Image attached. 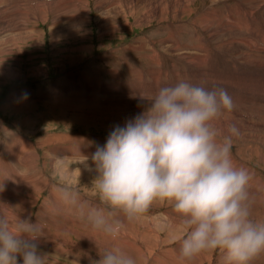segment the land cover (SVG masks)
Segmentation results:
<instances>
[{
    "label": "rangeland",
    "instance_id": "obj_1",
    "mask_svg": "<svg viewBox=\"0 0 264 264\" xmlns=\"http://www.w3.org/2000/svg\"><path fill=\"white\" fill-rule=\"evenodd\" d=\"M59 1L60 0H51V2H48V0H21V3H19L17 2V0H0V29H2L4 22H9L7 23V27L9 28V30L17 28L19 25H21L22 19L24 21H26L27 19V21L32 23L35 19H38L40 17L43 11L47 14L48 17V24L44 25L40 23L39 26L36 28L37 31L43 33L44 35L42 40L39 39L37 43L23 42L25 40L24 37L18 38L14 36L17 32H9V30H7L6 32H0V130L3 129L0 131V165L3 164V159L5 158L4 146L6 145L9 148L8 143H13V141L11 142L12 138H18L20 140H22L23 138V140L29 143L30 146H33V144L38 141L37 143L40 142L39 144L44 146L36 147L39 156L38 171L41 172L36 177V183H40H37L39 185L35 184V191L30 189L27 192L32 197V199L30 200L33 201L36 199L34 202V206L29 207L28 204H20L17 200H12L10 202V211L11 214H13H10L9 219L12 218L10 220H13V222H15L17 217H20L21 219H30V222L32 223H35L36 221L40 223L44 231L42 232V234H44L42 235L43 237H40L42 239L43 245L41 247L38 246L40 248V251L38 250V252L46 256L48 254L49 257H46L47 264H92V261L99 259V255L104 251V248H98L99 245H97L96 241L101 242L103 246V242L109 243V241L102 239L100 237L101 232L92 229L84 218L76 214V212L72 209L71 206H68L63 203L58 195L57 189H75V191L79 193V196L82 200L88 201L90 204H96L99 202L98 196L94 187L92 186L93 179H95L96 176L94 174H90L86 178L90 177L92 179L87 182L85 181V178L84 180H82L83 178L80 177H77L78 182L74 183L72 182V179H69L67 182V180L62 179L60 175H55V166H63L62 162L66 160V155H69L71 151L72 153L74 152V155L79 152L82 153L85 151H96L95 147L97 146L104 147L106 145L110 132L116 126L123 127L127 120L135 118L141 111H143L147 107V101L141 99H147V97H141L142 95L139 94L137 97H135L136 94L134 93L128 94V97V95L124 93L125 86H123L126 82L129 81L128 77L130 79L135 78V80L137 81L140 79V86L143 87V89L147 88L149 85H152L151 81L153 79H150L151 68L146 66L147 63H149V54L148 52H143L142 46H148V44H155L153 52L155 51L154 53L156 55L159 54L158 59L161 65H157V71L160 72L159 80L161 82H159V84L157 83V85L159 87H162V84L164 86H174L180 81H186V79L176 80L175 75H173L175 64L173 63V61L170 60L169 57H167V61L163 59V53L160 51V47L158 46V44L161 38L166 37L163 34L164 31L169 32L170 35L172 34L171 37L175 35L173 36V39L179 37L180 34V38L184 43H189V39L192 40L197 37L196 40L199 39V43L201 42L203 44H206V37H204V33L199 29V27L203 26L202 19L204 18V11L206 13L213 12L216 14V10L222 9L221 11L225 12V15L222 17L224 23L221 27L223 29L220 27V32H222L221 30H226V22L232 21L233 18L232 13L230 11H227L228 8L234 6V8H236V11L238 12L240 6H242L243 11L241 12L240 16L237 17V20H235L233 23V26H235L236 24V30L234 32L235 36L233 34H231L230 36V39L237 38L241 34L246 33V29L248 27L250 29L253 28L254 20L257 19L260 21V23H264V0H218L213 3L210 2L211 0H191L190 7L193 10V14L191 13L192 15H189L190 17L188 15H179L182 16V18L181 20H177L179 22L176 23H165L164 21L158 20V14L160 12L165 15V9L159 11L160 8L158 9V6H160L162 2L164 3L165 1L166 3L167 1V15L170 16L169 14L172 13V11L170 10V3L173 2V0H145L147 1V3H141L140 1L142 0H135V11L131 14H128L129 10L123 12L124 8H122V10L121 8L115 5L103 10V14L111 15L113 11V13L120 14L121 16L118 20V24L113 28V30L108 31L106 33H102V28L106 25H99L93 22V18L97 17L98 14L102 12L98 11L99 8L95 9L94 0L91 1L90 6V9L93 7L90 13V18H92V24L89 26L91 28L90 35L89 33H84V31L81 30L77 32L76 37H73V39L66 36L65 38L60 40L58 44L57 38L53 34H51L49 30V28L53 25V18L61 14H71V10L69 8L67 9L62 7L60 3L57 4V2ZM178 1L181 2L183 0ZM18 5L19 7L27 10L23 11V9L18 7ZM47 5H49L50 7H47ZM42 6H44L46 9L44 7L42 8ZM255 9L258 13H256ZM197 17L199 18L196 19ZM242 19L246 21L247 28L238 31V27L241 25ZM65 20L69 21V19ZM238 20L241 22H239ZM161 23L163 24L160 25ZM168 24H173L176 26L184 25L185 29L181 30L180 33L175 32V34L174 31L169 30ZM23 29L29 31L30 27L28 25ZM260 33H264V25L260 26ZM193 35L195 37H193ZM191 37L193 38L191 39ZM259 42L260 41H258V43ZM141 43L144 44L141 46ZM133 46H137L140 49H130ZM88 47L93 48L90 53H85L87 51H82L87 50L86 48ZM177 48H179V45H177ZM125 49H128V51H126ZM222 50L225 49L223 48ZM156 51L158 53H156ZM185 52L187 53L186 50ZM207 52H209V56L212 57V53L210 51ZM139 54L141 56H139ZM233 55L234 57L236 56L235 58L238 59H235L234 57H232V55L229 59L234 58L235 60H238V63L236 62L235 64H233L235 66H233L232 64H228V66L233 68L235 72L239 74V76L242 78L244 77L245 70L247 69L246 67H243L245 62H243L242 59L241 61L239 60V57L237 56V51L233 52ZM205 57L207 56L205 55ZM127 58H130V60H128ZM223 59L225 60L226 57H223ZM123 61H125V63H123ZM180 67L183 68V66ZM190 69L191 68H189L188 71ZM160 70H163L164 72H162L164 74L167 73L166 76H164ZM179 71L181 70L179 69ZM217 72L218 73L216 74L212 73L214 74V76L212 75V83L210 82L212 86L219 87L221 85L222 88L225 87L227 91H229L231 94L233 93L232 96L234 97V91L237 90V88H234L235 82H230L229 78L226 75V72ZM219 72L221 75L219 74ZM179 73L180 72L178 71L176 73V77L178 78ZM181 73H184V70ZM256 75L257 74L254 71H252V73L250 74L247 73L245 79L247 80L248 78L249 81H246L245 83H250V78L255 79V77H257L256 79L260 78V80L264 81V75ZM132 80L133 79H131V81ZM228 81L230 83H228ZM252 82L257 88V83L254 80H252ZM65 83H67V85ZM120 85H122L121 88ZM87 88L88 91L86 90ZM245 92L246 90L242 92L244 93V97L242 98L245 104L244 109L247 110L248 114H250L251 121L260 123L262 121V114L264 112V89H258L256 94H254L255 96L252 94L251 91H247L246 93ZM249 92L251 93L249 94ZM53 95L57 98H55ZM14 96L18 98L15 104L17 106L16 109L12 108L13 110L11 111L6 110L5 108L8 107L9 99H12ZM49 96L51 99H49ZM118 96L120 97L118 98ZM32 101L34 104L32 103ZM88 101H94V103H88ZM137 101H143L140 102V104L142 105L138 106L136 104ZM30 102L33 105H29ZM48 103L49 105L46 106V104ZM238 108L239 107L236 106L234 111L225 112L221 117L228 118L231 117V114L233 113V116H235L238 111ZM91 117H93L94 119ZM8 132L10 133L7 135L6 133ZM53 138H56L58 140L52 141L54 140ZM69 138L73 139L71 140ZM71 146H75L76 149L75 147ZM61 148L63 151L61 150ZM263 149L264 148H262L261 150L259 149V154H257L252 161V168L258 174L264 173V164L262 161V159L264 160V156H262ZM51 150H53V152ZM233 150H235V148ZM27 158L31 162L34 160L33 155L27 154L24 156L23 161ZM89 159L91 160V158ZM58 161L60 163H58ZM73 162H76V160L72 161V163ZM82 166V163L76 162L75 164L73 163V165L70 167L76 169L77 167ZM41 168L44 169L41 170ZM92 168L91 170L93 172H96L95 168ZM21 169L22 172H20ZM21 169L20 171H17V173H19L20 175H23L22 173H26V171H24L22 167ZM2 171L9 172L8 169L6 171V169L4 168ZM19 174L17 175L20 177ZM1 175H3L4 177L6 176L5 173L3 174L0 172V176ZM261 176L264 179V175ZM68 178L73 177L69 175ZM47 181H49V184L47 183ZM1 186H4L2 182H0V187ZM9 186L11 188L9 187L7 190L10 193L19 187V182H11L9 183ZM37 187L43 188V191H40L39 189H37ZM1 191L2 190L0 189V192ZM45 199H47L48 201ZM166 203L167 201L163 200L155 201L145 213H143L136 219V221L126 222L123 231H128L130 235L131 231L140 230L142 228L144 229V226H148L150 225V223L154 224V228L166 225L167 219L163 214L165 209L170 210L171 215L177 217V215L173 212L172 206H169V204ZM41 207H46V213H41L39 211ZM51 208H56V212L48 210ZM49 217H51V219ZM42 219L44 221H42ZM78 225H80V227ZM77 226L80 228V231L82 233L81 238L86 237L89 243H86L84 245L79 237L75 236L74 234L72 235L71 231L73 229H77ZM63 228H65V230H63ZM89 233L92 239H90ZM184 235L185 234L181 235L179 237V240L171 242L166 247L159 245L157 249L151 253V256H145V260L147 259L146 263L141 261L138 255L135 256L137 264H149V262L155 257H157L158 259L166 258L165 260H175V258L177 257L175 261H178L179 251H177L175 247L179 241H182ZM130 237L132 239L135 238V236ZM62 238H64L65 241L67 240L65 244H62ZM53 239H55V242L53 241ZM117 240H119V237ZM110 242L113 247L116 246V239L112 238ZM50 243L51 245L49 246ZM80 245L82 246L80 247ZM218 252L219 251L216 250V256ZM161 253L163 257L160 255ZM197 260L201 264H207L204 260L202 261L200 257L197 258ZM17 261L18 264H22L21 257L17 256ZM153 263L160 264L157 261H153Z\"/></svg>",
    "mask_w": 264,
    "mask_h": 264
},
{
    "label": "clouds",
    "instance_id": "obj_2",
    "mask_svg": "<svg viewBox=\"0 0 264 264\" xmlns=\"http://www.w3.org/2000/svg\"><path fill=\"white\" fill-rule=\"evenodd\" d=\"M147 107L123 127L116 126L91 160L98 203L68 188L57 192L89 226L116 238L158 200L167 201L184 232L179 259L192 261L217 250L223 264H251L264 253V221L253 218L250 171L232 159L235 124L220 139L214 121L234 111L233 96L221 87L186 81L147 94ZM87 159V158H86ZM40 223L0 214V264H47L38 252ZM92 264H137L120 247L104 249Z\"/></svg>",
    "mask_w": 264,
    "mask_h": 264
},
{
    "label": "bare ground",
    "instance_id": "obj_3",
    "mask_svg": "<svg viewBox=\"0 0 264 264\" xmlns=\"http://www.w3.org/2000/svg\"><path fill=\"white\" fill-rule=\"evenodd\" d=\"M91 1H94V0H60L59 2H57V4L60 3V5L62 7L67 8V9L69 8L71 10V14H65V15L61 14L62 16L58 14L59 16H55L53 18V25L49 28L51 34H53L57 38L58 44H59V41L62 40L63 38H65L66 36H68V37H70V38L73 39V37H76L77 32L78 31H81V30H83L84 33L85 32L86 33H89V35H90L91 28L89 26L92 24V18H90V13H91V9L93 8L92 7L90 9ZM134 1L135 0H95L94 1L95 2L94 3L95 9H98L99 8L98 11H102L101 12L102 14L99 13L97 17H94L93 18V22L95 24H99V25L100 24L106 25L105 27L102 28V31H103L102 33H106L108 31H112L113 28L118 24V20H119V18L121 16H120V14L113 13V11H112L111 15L110 14L109 15H106V14H103V10L106 9V8L112 7L113 5H115V6H118L119 8H121V9L124 8V10L122 9L123 12H126L127 10H129L128 14H131V13H134V11H135ZM147 1H149V0H147ZM147 1L142 0L140 2L141 3L142 2H146L147 3ZM190 1L191 0H183V1L179 2L178 0L177 1L176 0H173V2L170 3V6H171L170 7L171 8L170 10L172 11V13L169 14L170 16L167 15V13H168L167 1H166V3H165V1H164V3L162 2L160 4V6H158V9L160 8L159 11H162L163 9H165V15L160 12L158 14V17H159L158 20L164 21L165 23H176V22H179L177 20H181V18H182V16H179V15H188V16L190 15L191 16L193 14L192 13L193 10L190 7ZM215 1H218V0H211L210 2L213 3ZM17 2L21 3V0H17ZM48 2H51V0H48ZM44 4H45V2H44ZM164 5H166V6H164ZM45 6H46V4H45ZM48 6L49 5H47V7ZM18 7H19V5H18ZM43 7L44 6H42V8ZM19 8H21V7H19ZM255 8H257V7H255ZM21 9H23V11L24 10H27V9H24V8H21ZM110 10H111V8H110ZM221 10H216V14L213 13V12L212 13H206L204 11V15H203L204 18L202 19L203 23L201 21V23L203 24V26L199 27V29L204 33V37H206V40H207L208 45H207V43L206 44H203L201 42H200L201 43L200 44L199 41H198L199 39L196 40L197 37L195 39H192L193 37H195L194 35H193V37H191L192 40L189 39V43H184V42H182V40L180 38V34H179V37L173 39V36H175V35H173L171 37L172 34L170 35L169 32L164 31L163 34L166 37L161 38L158 46L160 47V51L163 53V59L165 61H167L168 60L167 57H169L170 60L173 61V63L175 64L174 65V70H177L178 72H180L179 73V78H178V77H176L177 71H174L173 70V73H174L173 75H175L176 80H178V79H180V80L181 79L182 80L183 79H186V82H189V83L194 81L192 84L199 85V86H204V87H207V88L211 89V88H215L211 84L212 83V81H211L212 80V77L214 76V74H212V73H215L216 74V73H218L217 71H220V72L222 71L223 73L226 72V75L229 78L230 82L231 81L235 82V87L234 88H237V90L235 89L236 91H234L235 92L234 93L235 95H234L233 98H234V100L236 102L237 107H239L238 108V111H237V113H236L235 116H233V114H234L233 113V114H231V117H228V118H226V117H224V118L220 117V118H218L217 120L214 121V126L217 128L218 132L221 134L220 137H219L220 139L223 138V135L227 134V127H228L229 124H235L239 128L240 135L238 137H233V144H232V159H233V163L238 168L239 167H243V168L248 169L250 171V173L252 174V179H251L248 187H249L250 193L253 196H255V198H256L255 199V203L253 205V212H252L253 218L256 219V220L264 221V179L261 176V175H264V173L263 174L262 173L258 174L252 168L253 167L252 161H253L254 157L257 154H259L258 152L262 148H264V112L262 114V121L260 123L255 122V121L254 122L251 121L250 120V114H248L247 110L244 109V105L245 104H244V101L242 99L244 97V95H243L244 93H242V92L245 91V90H246V92L247 91H251L252 94L254 95V94H256V92H257L258 89H264V81L260 80V78L259 79H256L257 77H255V79L250 78V83L249 82L245 83L246 81H249L247 77H246L247 80L245 79V76H246L247 73L250 74V73H252V71H254L257 74L256 76H258V75H261V76L264 75V43H263V41H264V33H260V26H263L264 23H260V21L256 19L253 22V28L250 29L249 27L248 28L246 27V24L247 23H246V21L244 19L241 20L242 22L238 20L239 22H241V25L238 27V31H240V30H242L244 28H247L246 29V33L241 34L237 38L230 39L231 38L230 37L231 34L234 35V32L236 30L235 29L236 24H235V26H233V23H234L235 20H237V17L240 16L241 12L243 11V7L240 6L238 12L236 11V8H234V6L228 8L227 11H230L232 13V17L233 18H232V21L226 22V30H221L223 33L220 32V29L222 28L221 26L224 23V21L222 20V17L225 15L224 14L225 12L224 11H221ZM120 13H122V12H120ZM256 13H258L257 10H256ZM257 16H255V17H257ZM198 18L199 17H197L196 19H198ZM65 19H69V21H67ZM7 23H9V22H7ZM7 23L6 22L3 23V27H2V29H0V32H6L7 30H9V28L7 27ZM40 23L41 24H44V25L45 24H48V17H47V14L44 11L40 15V17L38 19H35L32 23L29 22V21H27V19H26V21H24L22 19L21 20V25H19L17 28H14V29L9 30V32H17L16 35H14V36H16L18 38L24 37L25 40L23 42H26V43H28V42H35V43H37V41L39 39L42 40V38L44 36L43 33L37 31V29H36L39 26ZM144 23H145V21H144ZM193 23H194V21H193ZM162 24L163 23H161L160 25H162ZM28 25L30 27V30L29 31H27L26 29H23V28L27 27ZM185 25H187V24H185ZM168 26H169V30L174 31V33L175 32L176 33H178V32L180 33L181 30H184L185 29V26L184 25H178V26H176V25H173V24H168ZM87 27H89V28H87ZM27 29H29V28H27ZM164 30H167V29H164ZM227 39H230V40H227ZM258 41H260V42L258 43ZM75 42H77V41H75ZM143 44L144 43H141V46ZM177 45H179V48H177ZM153 48H155V44H148V46H146V45L142 46L143 52H148V54H149V56H148L149 63H147L146 66H148L149 68H151V70H150V79H153L155 81L152 80L151 81V84L152 85H149L147 88L143 89V87L140 86V79L137 81V80H135V78H131V79H133L131 81V79L128 77L129 81L126 82V83L124 82L125 84L123 85V86H125L124 87V93L125 94L128 95L130 93H134V94H136L135 97H137L138 94H139V95H142L141 97H147L148 98V96H147L148 93L153 92V91H155L156 89L159 88V86L157 85V83L159 84V82H161V81L159 80L160 79V77H159L160 76V72L157 71V68H158L157 65L158 64L161 65V63L159 62V59H158L159 54L156 55L154 53L155 51L153 52ZM223 48L226 51L225 50H222ZM86 49L87 50H82V51H87L85 53H90V51L93 48L92 47H88ZM130 49H136V50H138L140 48L137 47V46L136 47L133 46ZM185 50L187 51V53L185 52ZM235 50L237 51V56L239 57V60L241 61V59H242V61L245 62V64H244L243 67H246L247 68L245 70V75L242 78L239 76V74H237L235 72V70L233 68H231V67L228 66V64H232L233 65V64H235L238 61V60H235V59H238V58H235L236 56L234 57V55H233V52H236ZM126 51H128V49ZM207 51H210L212 53V57L209 56L210 53L207 52ZM156 53H158V52L156 51ZM205 55L207 57H205ZM231 55L235 59L234 58L233 59H229L231 57ZM139 56H141V55L139 54ZM125 57H123V58H125ZM223 57H226V59L224 60ZM79 58H80V56H79ZM128 60H130V58ZM183 61H184L185 65H184ZM123 63H125V61H123ZM163 66H164V64H163ZM180 66H183V68H181ZM233 66H235V65H233ZM236 66H237V64H236ZM188 67L191 68L189 71H188V69H189ZM179 69L181 71H179ZM129 70H127V71H129ZM183 70H184V73H181ZM160 71H161V73L164 76H166L167 73L164 74L163 73L164 72L163 70H160ZM220 72H219V74H220ZM130 74H132V73H130ZM251 77H252V74H251ZM162 78H164V77H162ZM252 80H254L257 83V88L258 89L255 87V84L252 82ZM226 81H227V79H226ZM230 82L228 81V83H230ZM223 83H225V82H223ZM65 84L67 85V83H65ZM110 84H112V83H110ZM114 86H115V84H114ZM162 86H164V85L162 84ZM165 86H167V85H165ZM121 87H122V85H120V88ZM229 87H230V85H229ZM230 89H231V87H230ZM86 90L88 91V88ZM64 91H66V90H64ZM251 92H249V94ZM107 93H108V91H107ZM120 96H118V98ZM54 97L57 98L56 96H54ZM61 97H63V96H61ZM128 97H129V95H128ZM132 97H133V95H132ZM89 98H90V96H89ZM17 99L18 98L16 96H14L12 99H9V101H8V103H9L8 104V107L5 108V109L6 110H9V111L13 110L12 108H15L16 109L17 106L15 104L17 102ZM49 99H51L50 96H49ZM94 101H88V103H94ZM109 101H111V100H109ZM140 102H143V101H137L136 104L138 106L142 105V104H140ZM32 103H33V101H32ZM22 104H23V101H22ZM30 104H31V102L29 103V105ZM33 104H31V105H33ZM47 105H49V103L46 104V106ZM91 118H93V117H91ZM1 130H3V129H1ZM9 133L10 132H8L6 134L8 135ZM4 136H5V134H4ZM51 136H53V135H51ZM45 138H47V137H45ZM61 138H62V136H61ZM9 139H11V138H9ZM69 139L72 140L73 138H69ZM46 140H48V139H46ZM57 140L58 139L55 138L52 141H57ZM12 141H13V143H8L9 144V148L6 145L4 146L5 147L4 148L5 151H4V149H3V151H4L5 158L3 157L4 158L3 159L4 162H3V164L1 163L2 165H0V172L3 173V174L4 173L6 174L5 177L3 175L0 176V182H2L4 184V186H1L0 187V189L2 190L0 192V213L6 215L8 218H9V216L11 214V211H10L11 210V204H10V202L12 200H17L20 204H22V203L23 204H28L29 207L34 206V202H35L36 199L33 200V201L30 200V199H32V197L27 192L30 189L33 190V191H35L36 185H39L37 183H40V182H37L36 183V181H37L36 180V177H37L38 174L41 173V172L38 171L39 170V167H38L39 156H38L37 148L36 147L37 146L44 147L43 145L39 144L40 142L37 143L38 141H36V143H34L33 146H30V144L27 143L26 141H24L23 138H22V140H20L18 138H12L11 139V142ZM75 141H77V140H75ZM82 141H83V139H82ZM60 143H62V142H60ZM66 143H68V142H66ZM54 145H56V144H54ZM75 146H71V147H75ZM77 147H79V146H77ZM57 148H58V146H57ZM59 148H60V146H59ZM95 148H97V147H95ZM234 148H235V150H233ZM75 149H76V147H75ZM61 150H62V148H61ZM51 151L53 152V150H51ZM81 151H82V149H81ZM94 152L95 151H92V152L85 151V152H82V153L79 152V153H76V154L73 155L74 152L72 153V151H71L72 154L70 153L69 155H66V160L62 162L63 166L62 165L55 166V172H54L55 175L56 174L57 175H60V177L62 179H66L67 182H68L69 179H72L73 180L72 182H74V183L75 182H78L77 181V177L83 178L82 180H84V178H85L86 179L85 180L86 182L87 181H90V179H92V178H90V177L86 178L87 176H89L90 174H92V175L94 174L95 176L97 175L96 172H93L91 170V168L94 167V165L92 164L91 160L89 159V158H91V156H92V154ZM27 154H30V155H33L34 156V160L32 162L29 161L28 158L23 161L24 156L27 155ZM44 155H46V154H44ZM71 155H73V156H71ZM262 156H264V149H263V152H262ZM74 157H76V158H74ZM44 158H45V156H44ZM75 160H76V162L82 163L83 166L82 167H77L76 169L75 168H71L70 166H72L73 163L74 164L76 163V162H73L72 163V161H75ZM262 161H263V164H264V160L263 159H262ZM58 163H60V162L58 161ZM71 163H72V165H71ZM78 166H80V165H78ZM21 167L24 169V171H26V173H22L23 175H20L19 173H17V171H20ZM58 167H60V168H58ZM3 168L6 169V171L8 169L9 172L2 171ZM43 169L44 168H41V170H43ZM20 172H22V169H21ZM17 174H19L20 177ZM69 175L72 176L73 178H68ZM63 181H65V180H63ZM11 182H14V183L19 182V187L17 186L18 187L17 189H15L13 192H10L9 193V191L7 189L10 187L9 186V183H11ZM47 183L49 184V181H47ZM37 189H39L40 191H43V188L37 187ZM45 200H47V199H45ZM163 204H165V203H163ZM166 204H169V206H172L169 202H167ZM45 208L44 207H41L39 209V211L41 213H46ZM48 210H50V211L52 210V211L56 212V208H51V209H48ZM163 214H164L165 218L167 219V224L166 225H162V226H160L158 228L157 227L154 228V224L153 223H150V225L144 226L145 227L144 229L142 228L140 230L131 231L130 232V235H129V232L128 231L125 232L122 229L121 233L118 236L119 237V240H117L118 237L114 238V239H116V242H117L115 247H120V248L124 249L128 253L132 254L134 257L138 255L140 257L141 261H143V262L146 263L147 259L145 260V256L146 257L148 255L151 256V253L153 251H155L159 245H162L163 247H166L171 242H174L176 240H179V237L184 234V232L181 230V228L179 226L178 218L175 217V216H172L170 210L165 209L164 212H163ZM49 218L51 219V217H49ZM10 219H12V218H10ZM42 221H44V220L42 219ZM75 223H77V222H75ZM61 224H62V222H61ZM78 226L80 227V225H78ZM78 226H77V229H73L71 231V233H72V235L74 234L75 236L79 237L80 240L85 245L86 243H89V242H88V240H87L86 237L81 238L82 237V233H81L80 228ZM82 226H84V225H82ZM86 226H88V225H86ZM88 229H89V227H88ZM63 230H65V228H63ZM89 231H91V230H89ZM130 236H135V238L132 239ZM89 237H90V233H89ZM100 237L102 239L108 240L109 243H104L103 242V244H104V246H103L101 244V242L96 241L97 245H99L98 248L99 247L100 248L102 247V248L106 249V248L113 247L111 245V242H110V240H112L111 237H110L111 238L110 239L108 236L104 235L103 233H101V236ZM51 238H53V237H51ZM62 239H63L62 244H65V242L67 240L65 241L64 238H62ZM90 239H92V238L90 237ZM181 239H182V237H181ZM53 241L55 242V239H53ZM50 242H51V240H50ZM37 243H38V246L41 247L43 245L42 239L39 238V240L37 241ZM180 243H181V241H179L178 244L175 247V249L177 251H179ZM50 245H51V243L49 244V246ZM81 246L82 245H80V247ZM38 250L40 251V248L39 247H38ZM164 250H165V248H164ZM215 253H216V250H211V251L204 252V253L198 255L192 261H189V262H184V261H182L180 259L178 261H175L177 257L175 258V260H171V259L170 260H165L166 258L158 259L157 257H155V258H153L149 262V264L150 263L151 264H154L153 261H155V262L157 261L160 264H201L197 260V258H199V257L202 259V261L204 260L205 263H207V264H223L222 253L219 251L218 254H217V256H216ZM160 255L162 256V253ZM47 256H48V254H47ZM251 264H264V253H262L258 257H256L251 262Z\"/></svg>",
    "mask_w": 264,
    "mask_h": 264
}]
</instances>
